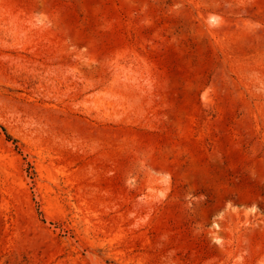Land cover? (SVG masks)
I'll use <instances>...</instances> for the list:
<instances>
[{
	"label": "rangeland",
	"instance_id": "1",
	"mask_svg": "<svg viewBox=\"0 0 264 264\" xmlns=\"http://www.w3.org/2000/svg\"><path fill=\"white\" fill-rule=\"evenodd\" d=\"M0 264H264V0H0Z\"/></svg>",
	"mask_w": 264,
	"mask_h": 264
}]
</instances>
